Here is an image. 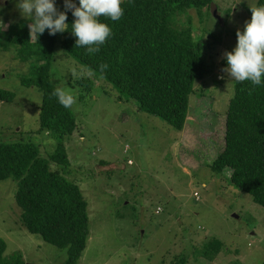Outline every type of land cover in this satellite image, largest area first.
Here are the masks:
<instances>
[{"label":"rangeland","instance_id":"1","mask_svg":"<svg viewBox=\"0 0 264 264\" xmlns=\"http://www.w3.org/2000/svg\"><path fill=\"white\" fill-rule=\"evenodd\" d=\"M258 0H214L200 12L189 10V24L203 43L212 41V70L194 84L182 130L120 100L115 89L94 81L83 103L72 105L76 129L64 140L70 166L65 174L86 199L88 238L77 264H208L202 246L219 239L223 247L211 264H256L264 261V207L251 196L216 176L207 164L222 150L224 117L234 82L227 73L225 52L238 44L237 31ZM65 11L64 0H54ZM79 6V0H73ZM0 32L24 18L15 0H0ZM178 27L188 17L177 18ZM30 24V23H29ZM4 35H0V41ZM58 41H56L57 43ZM51 80L70 92L78 88L71 69L85 70L55 44ZM28 65L14 51L0 49V88L13 92L0 102V140L31 139L47 158L55 141L38 130L41 94L20 83ZM85 75L87 73L85 72ZM223 76L224 78H220ZM71 77V78H70ZM130 161V162H129ZM57 165L50 162V169ZM16 183L0 181V237L4 255L19 252L24 264H64L65 248L32 234L20 222ZM160 211L156 213V209Z\"/></svg>","mask_w":264,"mask_h":264},{"label":"trees","instance_id":"2","mask_svg":"<svg viewBox=\"0 0 264 264\" xmlns=\"http://www.w3.org/2000/svg\"><path fill=\"white\" fill-rule=\"evenodd\" d=\"M212 3L214 0H122L124 15L119 21L99 18L109 25L112 35L94 55L86 54V48L75 47L77 37L71 31L75 17L71 11L67 13L68 30L54 36L45 30L31 37L28 25L32 21L25 17L0 32L4 35L0 49L14 51L28 65V71L20 74L21 85L35 87L41 94L37 132H46L45 136L55 141L54 150L44 158L29 138L0 140V181L11 179L16 183L14 197L21 209V224L43 241L65 248L64 264L78 263L86 247L89 218L88 203L78 184L65 176L70 161L64 140L76 129V117L72 108H64L52 95L56 88L50 78L55 44L60 42L86 73H94L68 79L69 86L79 91L75 102L83 103L94 81L102 80L115 89L118 99L132 102L180 131L195 82L212 70L208 56L213 43L205 45L201 35L193 34L189 10L200 12ZM261 6L264 0H258L255 7ZM248 11L252 13L250 8ZM183 14L188 17V25L180 28L177 18ZM105 63L108 68L101 75L99 66ZM13 97L12 91L0 88V102H10ZM50 162L57 168L50 169ZM207 166L264 207V77L257 86L250 81L234 82L225 111L222 150ZM6 247L0 237V264H24L19 252L6 257ZM222 247L219 239L212 238L203 244L201 257L211 264ZM182 258L184 261L179 259L178 264L186 263Z\"/></svg>","mask_w":264,"mask_h":264},{"label":"clouds","instance_id":"3","mask_svg":"<svg viewBox=\"0 0 264 264\" xmlns=\"http://www.w3.org/2000/svg\"><path fill=\"white\" fill-rule=\"evenodd\" d=\"M121 3L122 0H79L77 6L73 0H64L65 11H59L54 0H15V7L23 17L32 21L28 25L31 37L39 36L45 30L53 36L68 30L67 13L71 11L75 17L71 24V31L77 37L75 47L86 48V54L94 55L100 52L101 45L112 35L109 25L100 22L99 18L103 16L119 21L124 15ZM250 10L251 20L245 22L243 31H237L238 44L234 51L224 53L227 67L221 71L233 81H250L257 86L264 77V6L250 7ZM107 68L106 63L99 66L101 75ZM71 73L74 78L85 75L83 70L78 72L75 67ZM87 75L94 73L88 72ZM52 95L66 109L75 103L74 96L62 87H56ZM256 261L257 258L253 257L250 264H256Z\"/></svg>","mask_w":264,"mask_h":264},{"label":"water","instance_id":"4","mask_svg":"<svg viewBox=\"0 0 264 264\" xmlns=\"http://www.w3.org/2000/svg\"><path fill=\"white\" fill-rule=\"evenodd\" d=\"M211 5L214 6L213 3H212ZM213 13L217 16V14H216V7H215V6H214ZM217 17H218V16H217Z\"/></svg>","mask_w":264,"mask_h":264},{"label":"built area","instance_id":"5","mask_svg":"<svg viewBox=\"0 0 264 264\" xmlns=\"http://www.w3.org/2000/svg\"><path fill=\"white\" fill-rule=\"evenodd\" d=\"M158 211H159V208L156 209V212H158Z\"/></svg>","mask_w":264,"mask_h":264}]
</instances>
